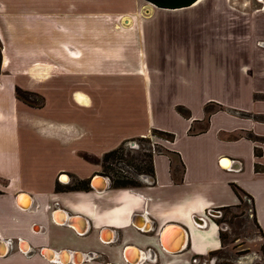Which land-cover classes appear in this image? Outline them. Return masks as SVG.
<instances>
[{
    "label": "crops",
    "instance_id": "obj_1",
    "mask_svg": "<svg viewBox=\"0 0 264 264\" xmlns=\"http://www.w3.org/2000/svg\"><path fill=\"white\" fill-rule=\"evenodd\" d=\"M259 44L264 0H0V264H194L222 249L206 212L246 205L232 186L254 229L238 264H264ZM137 139L133 185L85 159Z\"/></svg>",
    "mask_w": 264,
    "mask_h": 264
},
{
    "label": "rangeland",
    "instance_id": "obj_2",
    "mask_svg": "<svg viewBox=\"0 0 264 264\" xmlns=\"http://www.w3.org/2000/svg\"><path fill=\"white\" fill-rule=\"evenodd\" d=\"M130 142H132L134 149L127 150H130V152L124 151V154L121 156L123 160L108 158L106 161L98 162L102 173L112 181L122 175L127 177L129 181L135 182V180H137L136 173H138L136 169L147 166L146 162L144 163L142 161V158L144 154L148 153V148H151L150 143L144 139H137ZM128 143L129 142H126L125 145L127 148H130ZM239 196L246 201V205H240L236 208L215 210L217 214H214L213 220L218 223L217 227L221 234L222 249L217 251V254L213 257L207 255L203 258H196V263L194 264H208L211 259H214L213 264L242 263V258L246 256L247 252L245 248L247 247L250 250V246H253L250 235L254 234V229L252 224H250L248 228V226L243 223H247V219L242 216L243 213L246 211V213L250 215V203L243 195L239 194ZM258 252L259 251H257V253ZM190 264L193 263L190 262Z\"/></svg>",
    "mask_w": 264,
    "mask_h": 264
},
{
    "label": "trees",
    "instance_id": "obj_3",
    "mask_svg": "<svg viewBox=\"0 0 264 264\" xmlns=\"http://www.w3.org/2000/svg\"><path fill=\"white\" fill-rule=\"evenodd\" d=\"M145 1L151 3L152 5H154L156 7L179 8V7L189 6L197 0H145ZM19 97H22V99H24V97L22 95H19ZM178 111L181 112L182 110L179 109ZM151 134L158 137V138H163V139H167V140H170V137H171L169 134H166L163 132H158L155 130L152 131ZM122 154H124V148L120 147L118 149H115L113 151H110V152L104 154L99 160H96L94 158H88L86 156H85V159L90 161V162H94V163H98L100 161H106L108 158H117L116 160H123L121 158ZM142 154H144V153H142ZM150 156H151L150 152L144 154L142 161L144 163L146 162L147 166L144 168L142 167V168L136 169L138 171L137 174L142 173V174H146V175L151 176ZM133 184H134V182L129 181L127 179V177L122 176V175L113 181L111 180L112 187H124V186H130ZM80 185H81L80 187H82V189H87L85 182L81 183ZM232 190L234 191V193L238 197V199H240V196H239L240 191H238L233 186H232ZM219 237H221V236H219ZM212 253L210 252L209 254H212Z\"/></svg>",
    "mask_w": 264,
    "mask_h": 264
},
{
    "label": "water",
    "instance_id": "obj_4",
    "mask_svg": "<svg viewBox=\"0 0 264 264\" xmlns=\"http://www.w3.org/2000/svg\"><path fill=\"white\" fill-rule=\"evenodd\" d=\"M133 144H132V142H131V146H132ZM65 177V175L64 174H60V178L61 177ZM143 178H145V179H152V178H149V176H142ZM97 180H100L101 182L99 183V185L97 186L96 185V182L95 181H97ZM89 187L92 189V190H94V191H102V190H104L106 187H107V179H105V178H103V177H101V176H99V175H94L92 178H90V180H89ZM206 214L207 215H209V216H211V217H214V214H217V211H215V210H208L207 212H206ZM68 222V221H67ZM194 222V221H193ZM197 223L199 224H202L203 223V221L202 220H200V219H197L195 222H194V224H196L197 225ZM184 233L183 232H179L177 235H172V231L170 230V227H165V228H163L162 230H161V232H160V244H161V246H162V248L165 250V251H167V252H169V253H175V252H177V251H179L181 248H182V246H183V244H184ZM170 241H174L175 242V246H174V248H170V247H168V242H170ZM7 246H10V244H6ZM10 248V247H9ZM56 260V259H55ZM54 260V261H55ZM57 262L59 263V262H61L60 260H59V258L57 259ZM129 264H136V261L135 262H131V263H129Z\"/></svg>",
    "mask_w": 264,
    "mask_h": 264
},
{
    "label": "flooded vegetation",
    "instance_id": "obj_5",
    "mask_svg": "<svg viewBox=\"0 0 264 264\" xmlns=\"http://www.w3.org/2000/svg\"><path fill=\"white\" fill-rule=\"evenodd\" d=\"M259 46L260 47H262V48H264V44H259ZM244 214V213H243ZM206 216H208V217H211V216H209V215H207L206 214ZM243 217H245L244 215H242ZM243 222V221H242ZM244 223V225H247V223H245V222H243ZM217 222H216V226H217ZM219 231V230H218ZM219 234H220V231H219ZM221 235V234H220ZM212 253V252H211ZM217 254V252H213L212 254H208L209 256H211V257H213V256H215ZM213 260L214 259H211L210 261H209V263L208 264H213L214 262H213Z\"/></svg>",
    "mask_w": 264,
    "mask_h": 264
},
{
    "label": "built area",
    "instance_id": "obj_6",
    "mask_svg": "<svg viewBox=\"0 0 264 264\" xmlns=\"http://www.w3.org/2000/svg\"><path fill=\"white\" fill-rule=\"evenodd\" d=\"M151 146V145H150Z\"/></svg>",
    "mask_w": 264,
    "mask_h": 264
}]
</instances>
